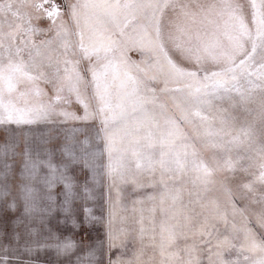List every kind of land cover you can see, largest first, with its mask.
Here are the masks:
<instances>
[{"label":"snow or ice","instance_id":"6c2138e0","mask_svg":"<svg viewBox=\"0 0 264 264\" xmlns=\"http://www.w3.org/2000/svg\"><path fill=\"white\" fill-rule=\"evenodd\" d=\"M0 264H264V0H0Z\"/></svg>","mask_w":264,"mask_h":264}]
</instances>
